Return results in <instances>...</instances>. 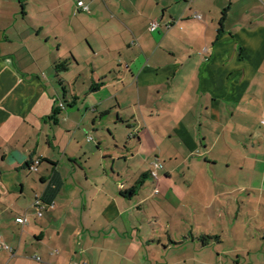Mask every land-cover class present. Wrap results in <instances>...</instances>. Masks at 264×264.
Segmentation results:
<instances>
[{"label":"crops","instance_id":"1","mask_svg":"<svg viewBox=\"0 0 264 264\" xmlns=\"http://www.w3.org/2000/svg\"><path fill=\"white\" fill-rule=\"evenodd\" d=\"M263 121L264 0H0V264H264Z\"/></svg>","mask_w":264,"mask_h":264},{"label":"rangeland","instance_id":"2","mask_svg":"<svg viewBox=\"0 0 264 264\" xmlns=\"http://www.w3.org/2000/svg\"><path fill=\"white\" fill-rule=\"evenodd\" d=\"M60 92L62 93V89L60 88ZM63 99V98H62ZM154 162V161H153ZM152 166V165H151ZM153 169V167H152ZM151 184L148 185V187H146L147 191H146V194L150 193L151 191ZM170 188V187H168ZM172 192V191H171ZM174 193V192H173ZM157 199V198H156ZM145 210L146 211H154V207L149 205L148 203L145 205ZM135 214L139 217H141L140 219H142V231L145 230L146 233H145V236H155L156 239L158 238H161L163 240V242H167L168 243V237L171 236V233H170V229L168 228L169 227V222H170V216H165L163 217V222H164V225H162L158 220L152 218L150 215H148L143 209L142 211H139L137 209H135ZM248 222V220H246L244 223L246 224ZM253 223V225H248V223L246 225H244V231H248L250 229V227H253V229L251 230L252 233H255L254 236H260L258 237V240L261 241L262 239L261 236L262 234L259 233L255 228H257L255 226V222L257 223V220H253L251 221ZM165 226V229H163ZM144 232V231H143ZM250 237V236H249ZM250 240V238H248ZM234 244H229L228 247H232ZM154 249L153 253L155 254V259H157L160 264H165L166 262H172V257H174L175 255H177V253L179 251H175V250H169V251H166L164 250L159 244L157 245V243L155 244H152L151 245ZM157 246V247H156ZM160 246V247H159ZM210 251V250H209ZM207 252V256L208 254L210 255V252ZM148 255H142V264H152V263H149L147 262V257ZM200 255H196V257H199ZM209 259H211L210 257H208ZM154 264V263H153ZM211 264H236L235 263V260H232L231 258L229 259H224L222 261H212Z\"/></svg>","mask_w":264,"mask_h":264},{"label":"built area","instance_id":"3","mask_svg":"<svg viewBox=\"0 0 264 264\" xmlns=\"http://www.w3.org/2000/svg\"><path fill=\"white\" fill-rule=\"evenodd\" d=\"M77 9L84 11V12H89V7L82 1L77 2ZM195 17L197 19H201V16H199V15H196ZM158 26L159 25L157 22H152L150 25V30L154 31L158 28ZM263 124H264V121H263ZM40 163H41V161L38 159V160H35L31 165H29L30 172H33V173L38 172V167H39ZM152 167H153V169L151 171V176L153 179L158 180L159 171L162 169L163 165L159 159H156L152 163ZM48 206H50V205L46 204L40 197H37L33 203V207L36 209V216L39 218L43 217L44 210H46ZM51 206H53V205H51ZM16 222L18 224L28 225L29 220H28L27 216H24V217L17 218ZM0 250H6V251L11 252L10 247L8 245H6L5 243H3L1 240H0Z\"/></svg>","mask_w":264,"mask_h":264},{"label":"trees","instance_id":"4","mask_svg":"<svg viewBox=\"0 0 264 264\" xmlns=\"http://www.w3.org/2000/svg\"><path fill=\"white\" fill-rule=\"evenodd\" d=\"M68 68V62L67 61H64V62H58L54 65V69L56 71V73L59 75L60 73L66 71ZM62 105L63 106H72L71 104H69L68 102H62ZM62 111V107H55L53 112H52V115L50 117H48L49 120L53 121L54 123H58V116L60 115ZM47 204V203H46Z\"/></svg>","mask_w":264,"mask_h":264}]
</instances>
